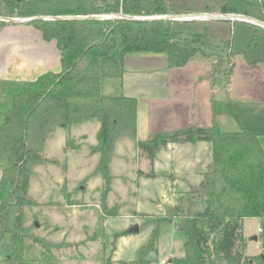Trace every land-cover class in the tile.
<instances>
[{"label": "trees", "instance_id": "16d2710c", "mask_svg": "<svg viewBox=\"0 0 264 264\" xmlns=\"http://www.w3.org/2000/svg\"><path fill=\"white\" fill-rule=\"evenodd\" d=\"M199 9L206 12L241 13L264 21V0H211ZM43 0H0V15L15 17L57 14H92L121 10L123 14L161 15L196 11L171 9L165 0H113L109 8L92 7L85 11L49 12ZM5 23L0 21V28ZM41 31L44 40H55L60 51L59 72L44 71L32 81H4L13 85L3 93L0 104V245L6 239L14 242L13 256L6 264H29L24 257L21 232V207L31 204L26 198L31 168L35 164L50 162L42 156L44 141L54 126L69 127L97 119L99 130L92 153H99L93 174L104 180L101 189V207L107 215L115 216L116 205L107 207V194L111 190L110 158L118 134L136 137L137 100L127 97L118 89L102 90V79L121 78L124 56L128 52H165L168 66L180 67L192 57H217V64L226 61L228 84L239 53L249 64L264 63L260 39L256 32L244 49L232 50L231 36L219 38L212 33L215 24L228 21H136L130 19L106 20H38L30 22ZM96 48V58L89 60L87 53ZM216 51V53H215ZM224 51V54L219 52ZM218 67V66H217ZM213 70V69H212ZM212 70L205 73L212 88L216 78ZM6 90V89H5ZM210 125H188L154 131L145 140H136L143 155L154 161L156 154L169 143L207 141L211 158L199 183L191 184L188 196L179 197L177 203L168 204L167 214L152 228L147 241L141 245L134 261L123 264H149L145 258L155 250L159 226L174 223L184 235V255L172 258V264H264V150L257 132L247 131L239 122L230 100L221 101L210 96ZM226 114L234 118L240 128L224 131L216 117ZM145 177H155L138 171ZM258 218L261 252L246 256L242 221ZM37 239V238H34ZM59 247L46 241L45 246ZM107 259L103 264H109Z\"/></svg>", "mask_w": 264, "mask_h": 264}, {"label": "rangeland", "instance_id": "374dc122", "mask_svg": "<svg viewBox=\"0 0 264 264\" xmlns=\"http://www.w3.org/2000/svg\"><path fill=\"white\" fill-rule=\"evenodd\" d=\"M43 1L47 4L46 8L50 10L49 12H69L74 9L85 11L92 7L98 10L109 8L113 0ZM165 1L172 10L178 7L185 10L190 6L198 9L196 11H202L199 9L205 4L212 5L211 0ZM109 13L99 12V14ZM117 13L122 11L119 10ZM229 24L228 26L215 24L212 33L219 38H228L227 33H229L232 49L234 47L235 50L236 47H242L241 43L248 41L254 33V26L239 21ZM261 30L259 34L264 50V29ZM219 53L224 54V51ZM216 59L215 55L204 58L197 54L191 58L185 68H181V72H184L181 80L183 99L178 105L180 107L183 105V100L188 98L189 93L191 96L194 94L197 122L193 119L190 121L182 119L177 121L178 123L188 125L193 121L198 125L210 124V94L217 86L221 89L214 91L215 99H222L227 95L225 83L227 76L222 74L227 64L224 60L218 65ZM233 61L235 71L239 73L248 68L239 53H236ZM210 70L216 78L215 86L212 88L210 79L204 77L209 84L206 81L199 89L201 92L208 89L209 93L199 100L198 91L191 86V80L198 74L203 75ZM12 87L13 85L10 84H0V104H4L3 106L6 105L4 101L7 100L3 93ZM193 105L191 101V106ZM159 107L161 108L156 106L157 109ZM217 122L224 131L237 129V123L229 115H220L217 117ZM151 125L157 126L154 123ZM182 125L170 121L164 122L161 126L164 129H171ZM135 126L138 139H147L148 125L141 113L138 114ZM98 128L99 123L95 118L69 127L54 126L46 136L42 156L50 162L32 166L26 195L32 203L21 207L23 218L21 232L25 234L22 246L24 257L29 264H103L107 259L110 260L109 264L134 261L152 228L167 214V205L177 203L179 197H187L191 184L200 182L202 172L212 160L210 143L201 141L197 148H195L197 143L192 145L190 142L174 143L173 148H168L167 145L157 152V161L151 162L137 148L136 138L118 134L110 158L112 180L106 200L108 208L116 205L117 214L107 215L101 207V189L104 180L99 173L93 174L99 153H92L91 147L96 145ZM138 171L143 174L153 171L156 176H140ZM1 174L0 167V178ZM257 219L245 218L242 221L243 241L246 244L244 254L248 257L255 256L262 250ZM176 220L159 226L155 250L145 256L149 264H172L169 259L184 255V235L176 228L174 223ZM135 223L138 224L139 231L130 232L128 229ZM46 241L57 243L59 247L45 246ZM1 243L0 264H6L7 259L13 256L10 248L14 242H9L6 236ZM219 264L226 262L220 261ZM247 264L254 263L249 261Z\"/></svg>", "mask_w": 264, "mask_h": 264}, {"label": "crops", "instance_id": "0c3cea01", "mask_svg": "<svg viewBox=\"0 0 264 264\" xmlns=\"http://www.w3.org/2000/svg\"><path fill=\"white\" fill-rule=\"evenodd\" d=\"M225 25L230 24L225 23ZM260 31H262L261 28L257 27L258 34ZM255 32L256 27L254 26ZM253 34H251V37ZM259 39L261 53L264 57L261 36ZM248 41L241 43L242 47H236L235 51L244 49ZM232 50H234V47ZM59 55L60 51L57 48L56 41L53 39L44 40L41 31L32 24L8 22L0 28V80L32 81L37 79L44 71L59 72L61 68ZM124 57L123 76L119 79L104 78L101 87L103 91L110 93L118 89L125 96H131L137 100L136 123L138 114L141 113L144 116L146 125H148V135L153 131L164 130L161 126L164 125V122L174 121L179 126L182 123L177 121H182V119H185L184 121L193 119L197 122L194 94L191 96L189 93L188 98H184L183 105L181 107L178 105L183 99L181 96V80L184 72H181V70L185 68L191 59L183 66L170 67L165 52H128ZM87 58L89 60L96 58L95 47L88 51ZM235 69L234 66L227 84V95L222 99H216L221 101L230 100L232 106L235 107L239 122L247 131L258 133L257 138L264 150V63L249 64L248 68L241 73L235 71ZM203 75L198 74L196 78L191 80V86L198 91L199 100L209 93L206 88L202 92L199 89L207 81ZM215 89L214 91H219L221 88L216 86ZM214 91H212V94H214ZM191 101L194 103L193 106H191ZM156 106H161V108L157 109ZM220 115L223 114H219L217 117ZM152 123L157 126L151 125ZM190 123L195 124L193 121L188 124ZM239 128L240 126L237 123L236 130ZM135 138L139 140L137 133ZM200 142H197L195 148L199 146ZM173 147L174 143L168 144V148ZM154 160L157 161L156 157Z\"/></svg>", "mask_w": 264, "mask_h": 264}, {"label": "water", "instance_id": "95a60500", "mask_svg": "<svg viewBox=\"0 0 264 264\" xmlns=\"http://www.w3.org/2000/svg\"><path fill=\"white\" fill-rule=\"evenodd\" d=\"M130 19L136 21H161V20H168V21H228V22H244L250 23L258 28L264 29V21H261L257 18H254L250 15H244L241 13H222L219 11L213 12H206V11H196L192 13H178V14H161V15H133V14H123V13H109V14H99V13H92V14H74V15H65V14H57V15H36V16H29V17H15V16H8V15H0V21L2 22H9V23H30L32 21L42 20H106V19ZM138 224L135 223L131 226L128 230L130 232H138ZM168 261H171L169 259Z\"/></svg>", "mask_w": 264, "mask_h": 264}]
</instances>
